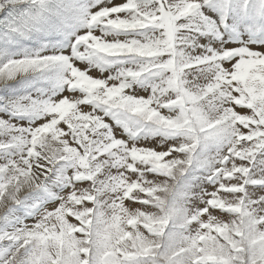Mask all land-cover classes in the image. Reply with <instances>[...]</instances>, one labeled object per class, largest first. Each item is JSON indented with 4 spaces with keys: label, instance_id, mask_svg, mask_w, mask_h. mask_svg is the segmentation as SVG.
I'll list each match as a JSON object with an SVG mask.
<instances>
[{
    "label": "snow or ice",
    "instance_id": "1",
    "mask_svg": "<svg viewBox=\"0 0 264 264\" xmlns=\"http://www.w3.org/2000/svg\"><path fill=\"white\" fill-rule=\"evenodd\" d=\"M0 264H264V0H0Z\"/></svg>",
    "mask_w": 264,
    "mask_h": 264
}]
</instances>
